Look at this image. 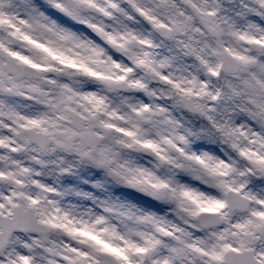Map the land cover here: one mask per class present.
<instances>
[{
	"label": "snow or ice",
	"instance_id": "snow-or-ice-1",
	"mask_svg": "<svg viewBox=\"0 0 264 264\" xmlns=\"http://www.w3.org/2000/svg\"><path fill=\"white\" fill-rule=\"evenodd\" d=\"M0 264H264V0H0Z\"/></svg>",
	"mask_w": 264,
	"mask_h": 264
}]
</instances>
